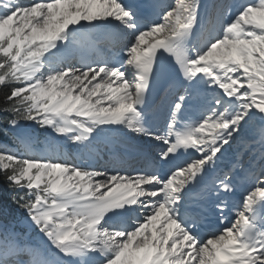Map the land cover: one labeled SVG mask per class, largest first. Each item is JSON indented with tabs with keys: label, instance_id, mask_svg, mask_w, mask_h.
I'll list each match as a JSON object with an SVG mask.
<instances>
[{
	"label": "snow or ice",
	"instance_id": "obj_1",
	"mask_svg": "<svg viewBox=\"0 0 264 264\" xmlns=\"http://www.w3.org/2000/svg\"><path fill=\"white\" fill-rule=\"evenodd\" d=\"M0 181V264H264V0H0Z\"/></svg>",
	"mask_w": 264,
	"mask_h": 264
},
{
	"label": "trees",
	"instance_id": "obj_2",
	"mask_svg": "<svg viewBox=\"0 0 264 264\" xmlns=\"http://www.w3.org/2000/svg\"><path fill=\"white\" fill-rule=\"evenodd\" d=\"M7 139V138H6ZM10 190L5 182L0 181V203H3L12 213L19 214V210L16 209L15 204L11 202L9 196Z\"/></svg>",
	"mask_w": 264,
	"mask_h": 264
},
{
	"label": "rangeland",
	"instance_id": "obj_3",
	"mask_svg": "<svg viewBox=\"0 0 264 264\" xmlns=\"http://www.w3.org/2000/svg\"><path fill=\"white\" fill-rule=\"evenodd\" d=\"M38 130H41V129H38ZM43 130V129H42ZM37 131V130H36ZM41 140V139H40ZM71 146H69V149H70Z\"/></svg>",
	"mask_w": 264,
	"mask_h": 264
}]
</instances>
